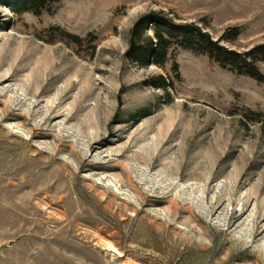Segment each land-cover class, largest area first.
Segmentation results:
<instances>
[{
  "label": "rangeland",
  "instance_id": "1",
  "mask_svg": "<svg viewBox=\"0 0 264 264\" xmlns=\"http://www.w3.org/2000/svg\"><path fill=\"white\" fill-rule=\"evenodd\" d=\"M20 2L0 0V264H264V82L177 47L164 70L126 58L151 11L238 27L222 43L245 53L264 0Z\"/></svg>",
  "mask_w": 264,
  "mask_h": 264
},
{
  "label": "trees",
  "instance_id": "2",
  "mask_svg": "<svg viewBox=\"0 0 264 264\" xmlns=\"http://www.w3.org/2000/svg\"><path fill=\"white\" fill-rule=\"evenodd\" d=\"M59 1L21 0L20 3L23 11L39 15ZM240 33V28H231L216 40L195 23H179L164 12L151 11L141 16L131 29L126 58L141 67L154 65L164 70L166 63L172 58V50L177 47L207 55L223 68L264 82V73L259 68V63L264 62V44L242 53L222 43L234 42ZM68 37L75 43L81 42L77 36L68 34ZM172 70L177 77L180 76V67L175 61ZM147 85L169 91L173 87V82L163 75H158L152 77ZM247 117L254 122H260L264 114L248 111Z\"/></svg>",
  "mask_w": 264,
  "mask_h": 264
}]
</instances>
